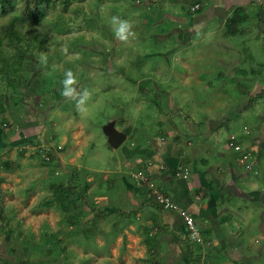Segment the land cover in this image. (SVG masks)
<instances>
[{
    "label": "rangeland",
    "instance_id": "obj_1",
    "mask_svg": "<svg viewBox=\"0 0 264 264\" xmlns=\"http://www.w3.org/2000/svg\"><path fill=\"white\" fill-rule=\"evenodd\" d=\"M144 1L73 0L67 9L50 13L47 23L35 25L18 21L20 42L11 44L3 39L0 101L5 110L0 113V123L3 118L14 123L7 135L0 132V176L5 183H10H2L0 205L6 209L11 226L9 240L6 239L8 232L0 230V264H149L143 260L146 258L161 261V252L155 253L145 243L142 225H111V219L106 220V225H96L98 211L88 208L92 206L88 200L74 211L81 213L80 221L72 223L60 206L46 207L40 202L52 196L53 183H66L78 174L81 184L86 185L89 176L94 177L90 183L95 179L98 182L105 172L115 169L122 150L121 147L113 150L108 144L103 126L112 122L121 128L118 120L123 112L127 118L135 117L134 125L140 132L144 126L150 135L156 136L160 129L158 121L165 118L163 111L174 108L190 117L192 112H200L198 116H201L203 110H210L228 117L260 93L256 88L263 90L264 70H260L259 63H264V36L254 45V41L247 40L249 35L244 37L241 33L227 38L220 31L216 33L211 25L205 32L201 28L188 34L185 30L193 24L171 16L157 21L151 15L158 9L148 7ZM163 7L175 15L191 16L187 13L189 4L182 7L180 2L173 4L166 0ZM191 13L195 17L203 14L201 11ZM249 14L254 15V10ZM112 16L132 22L134 35L127 41L116 38ZM9 19L0 17V22L8 23ZM252 26L253 21H249L246 30ZM174 29H183L185 35L183 32L179 35ZM221 31L223 34L226 29ZM17 44L26 49L28 46L24 60L18 58ZM232 45L249 47V54L253 53V48L257 49L247 65L242 66L239 61L236 66L248 72L252 68L250 74L258 76L239 79L236 83L218 80L220 72L229 71L227 64L224 65V51ZM190 55L200 57L192 59L199 74H205L204 82H198L199 85L185 84L179 77L175 80L169 76V63L181 69L179 57L189 58ZM68 69H72L77 78L78 91L88 90L80 103V97L69 98L63 94L62 80ZM210 70L212 76H209ZM258 82L263 85L255 87ZM220 91L227 99L225 107L218 103ZM172 97L174 99L168 102L167 98ZM252 106L249 110L253 111L252 119L239 115L236 119L241 129L245 124L264 126L261 118L264 96L257 97ZM69 121L70 130L66 126ZM77 124L89 132L80 146L81 155L72 162L68 159L74 145L71 133ZM223 131L224 136L229 132ZM58 153H64L65 162L58 159L56 164ZM45 154L52 159H46ZM8 159L20 161L19 169L6 170L3 162ZM260 171V180L256 183L258 190L264 192V172ZM257 203L264 211V195ZM94 218L96 224L92 225L90 220ZM197 246L200 247L193 244L196 251ZM198 264L203 262L198 260ZM250 264H264V248L259 259Z\"/></svg>",
    "mask_w": 264,
    "mask_h": 264
},
{
    "label": "crops",
    "instance_id": "obj_2",
    "mask_svg": "<svg viewBox=\"0 0 264 264\" xmlns=\"http://www.w3.org/2000/svg\"><path fill=\"white\" fill-rule=\"evenodd\" d=\"M165 1L145 0L144 2L148 7L158 9L155 11L158 12L157 15L156 13L151 15L157 21L171 16L193 24L185 30V33L191 34L201 28L204 31L211 25L212 29L216 28V33L220 31L222 36L230 38L231 36H227L225 31L222 34L221 30L227 29L229 14L236 7L242 6L248 13L254 10V15L249 14L248 20L242 24V33H244L242 35L244 37L249 35L250 38L247 40L254 41V45L264 36V0H169L173 4L180 2L182 7L184 4H189L190 8L193 3L199 2L200 8L194 12L201 11L203 14L196 17L193 16L190 8L187 13L191 16L187 14L181 16L182 13H179V16L171 11L166 12L163 7ZM173 10L177 11L175 8H172ZM249 21H253V26L246 30ZM173 31H178L179 35L183 32L185 35L183 29ZM249 51V47L240 48L233 45L224 51L226 55L224 65L227 64L229 71L227 74L220 72L218 80H230L236 83L239 79L253 78L252 75L255 76V73L250 74L252 68L249 70L251 72H248L245 68L236 66L239 61L242 62V66L247 65L257 49L253 48V53L250 52V54ZM197 54H201L200 51ZM231 54L233 57L229 56ZM197 58L200 57L193 55L189 58L179 57L182 59L181 69L169 63V76L175 80L179 77L183 83L192 86L194 83L199 85L198 82H204L205 74H199L192 60ZM259 64L262 65V69H258L263 71L264 63ZM212 70L209 71V76L213 74ZM255 85V87L262 86L263 83L258 82ZM260 90L256 88V92ZM148 93L150 95L149 91ZM165 93L173 96L170 91ZM218 94L219 105L225 107L227 100L223 98L225 93L220 91ZM173 99V97L167 98V101ZM252 105L246 101L228 117L224 113L220 115L210 110H203L201 116H198L200 112H192L189 117L170 108L166 112L163 111L165 118L158 121L160 129L156 136L150 135L144 126V130L140 132L134 125L135 117H125L126 112H123L118 120L122 123L121 128L116 123L105 124L103 131L107 136L108 144L113 150L121 147L122 151L121 155H118L115 169L105 172L104 179L98 182L95 179L90 183L94 177H88L86 200L92 204L88 208L98 211L96 218L98 222L97 224L93 222L96 220L94 218L90 220L92 225L105 224L108 219H111V225H130V227L142 225L146 235L145 243L155 253L161 252L159 258L162 262L167 264L192 262L187 242L190 240L188 230L179 208L165 209L151 195L149 186L135 174L136 171L143 170L149 176V180L169 195L180 208L187 209L193 214L204 237L212 241L211 246H197L200 250L198 253L202 254L203 264L256 262L264 248V211H261L262 208L257 203V199L263 197L264 192L258 190L260 187H257L256 183V180H260L259 176L262 173L260 169L264 172V157H262L264 156V126L251 127L245 124L241 129L236 120L238 115L252 119L253 111H249ZM261 118L264 120V113L261 114ZM70 121L66 123L68 130L72 127ZM112 126L124 135L119 146L113 145L107 133ZM224 129L229 131L226 136H224ZM88 132L78 124L72 130L74 145L72 149L70 148L71 153L68 158L70 161H75L81 155L83 148L80 146L85 142V135ZM232 137L240 148L230 145ZM48 143L51 144L49 141ZM55 150L60 149L55 147ZM63 155L64 153L56 155V164L58 159L65 162L66 156ZM243 156L247 157L243 158ZM17 162L18 166L6 170L19 169L20 161ZM4 181L3 178V185L10 184ZM98 209L102 210V213H99ZM10 229L11 226L5 229L4 225L0 224V230L9 233ZM147 232L152 235L150 245L147 243ZM190 242L194 244L193 241L190 240Z\"/></svg>",
    "mask_w": 264,
    "mask_h": 264
},
{
    "label": "trees",
    "instance_id": "obj_3",
    "mask_svg": "<svg viewBox=\"0 0 264 264\" xmlns=\"http://www.w3.org/2000/svg\"><path fill=\"white\" fill-rule=\"evenodd\" d=\"M73 0H0V17H10L8 23L0 22V46L3 43V39L6 38L8 43H17L22 39V34L19 29L16 27V23L22 20L24 23L29 24H42L47 23L46 20L49 19V14L54 13L57 14L61 10L67 9L69 4L72 3ZM197 3V2H195ZM193 3V4H195ZM192 4V5H193ZM191 9V8H190ZM53 14V15H54ZM249 13L246 11L245 7L239 6L236 7L231 14H229L227 23H226V35L227 36H235L237 34H241L243 32L242 24L248 20ZM18 45V44H17ZM19 49H17L16 53L19 55L20 61L25 57V52L27 53L26 47L23 45H18ZM3 54V50H0ZM14 55H16L14 53ZM24 60V59H23ZM15 81V78H12ZM264 88L257 94L256 97H252L249 100V104H254L257 100V97L264 96ZM4 105L0 101V113H4ZM6 118H3V122L7 123V126H13V121H4ZM1 122V123H3ZM0 123V125H1ZM0 132H3L4 135H7V130L0 126ZM53 156V155H52ZM3 165L10 169L18 166V162L16 160H6L3 162ZM75 179H71L68 182H60L53 183L50 187L52 191L51 197H45L40 204L44 203L46 207L52 206H60V208L68 214V219L72 223H77L80 221V212H74L77 210L80 205L86 202L88 184L82 185L78 174H75ZM3 182V177L0 176V195H1V183ZM99 213H102V210L98 209ZM75 214H78L77 216ZM78 220V221H77ZM0 224L4 225L5 229H8L10 226L9 218L5 212V209L0 205ZM11 232V230H9ZM6 235V239L9 240L11 238V233ZM55 236V235H54ZM152 235L147 232V243L150 245ZM53 241V240H52ZM189 243V249L192 255L193 264H198V260H202V254L198 253L195 250L190 240L187 241ZM149 264H167L162 261H157L154 259H143Z\"/></svg>",
    "mask_w": 264,
    "mask_h": 264
},
{
    "label": "built area",
    "instance_id": "obj_4",
    "mask_svg": "<svg viewBox=\"0 0 264 264\" xmlns=\"http://www.w3.org/2000/svg\"><path fill=\"white\" fill-rule=\"evenodd\" d=\"M200 8V3L197 2L193 5H191V9L193 11H196ZM2 127H4L6 130L11 129V127L7 126V123H3ZM231 146H235L237 149L240 148L238 144L235 143L234 137H232V140L230 141ZM46 159H50V155H44ZM247 156H243V158H246ZM136 176L140 179H143L145 183L149 186L150 193L155 197V199L165 208V209H176L179 208L181 217L187 227L188 230V238L192 240L194 243H196L199 246L203 245H210L212 243L211 240L204 237L202 230L200 229L199 225L197 224L195 217L193 214L184 208H180L177 203H175L169 195L161 191L154 182L149 180V176L144 173L143 170L136 171Z\"/></svg>",
    "mask_w": 264,
    "mask_h": 264
},
{
    "label": "clouds",
    "instance_id": "obj_5",
    "mask_svg": "<svg viewBox=\"0 0 264 264\" xmlns=\"http://www.w3.org/2000/svg\"><path fill=\"white\" fill-rule=\"evenodd\" d=\"M111 23L116 38L127 41L132 35H134L133 24L130 20L119 16H112ZM76 79L77 78L72 69H68L65 72L62 80L64 86L63 94L69 98L80 97L78 100V103H80L88 95V90L83 89L82 93L78 91Z\"/></svg>",
    "mask_w": 264,
    "mask_h": 264
},
{
    "label": "water",
    "instance_id": "obj_6",
    "mask_svg": "<svg viewBox=\"0 0 264 264\" xmlns=\"http://www.w3.org/2000/svg\"><path fill=\"white\" fill-rule=\"evenodd\" d=\"M108 135L110 136V141L113 143L114 146H119L123 141L124 135L122 133L117 132L113 126L110 130L107 131Z\"/></svg>",
    "mask_w": 264,
    "mask_h": 264
}]
</instances>
